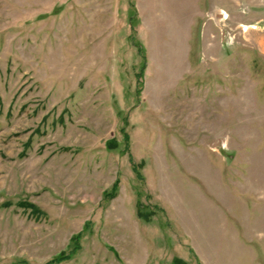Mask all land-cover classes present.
<instances>
[{
	"label": "rangeland",
	"instance_id": "rangeland-1",
	"mask_svg": "<svg viewBox=\"0 0 264 264\" xmlns=\"http://www.w3.org/2000/svg\"><path fill=\"white\" fill-rule=\"evenodd\" d=\"M73 249L264 264V0H0V264Z\"/></svg>",
	"mask_w": 264,
	"mask_h": 264
},
{
	"label": "trees",
	"instance_id": "trees-1",
	"mask_svg": "<svg viewBox=\"0 0 264 264\" xmlns=\"http://www.w3.org/2000/svg\"><path fill=\"white\" fill-rule=\"evenodd\" d=\"M126 139H127V136H126ZM75 251L76 250L73 249V250H70L69 252H64V253H62V255L47 261L45 264H52L54 262H61L64 260H68L72 257V255L75 253Z\"/></svg>",
	"mask_w": 264,
	"mask_h": 264
}]
</instances>
